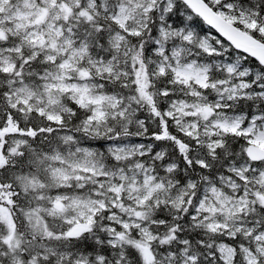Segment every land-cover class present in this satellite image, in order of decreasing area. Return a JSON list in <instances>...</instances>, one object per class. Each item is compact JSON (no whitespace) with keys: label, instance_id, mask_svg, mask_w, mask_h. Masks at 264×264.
Wrapping results in <instances>:
<instances>
[{"label":"trees","instance_id":"obj_1","mask_svg":"<svg viewBox=\"0 0 264 264\" xmlns=\"http://www.w3.org/2000/svg\"><path fill=\"white\" fill-rule=\"evenodd\" d=\"M86 1L80 0V5L65 20L60 18L59 24L81 40L89 59L111 62L110 72L88 71L87 80L95 84L98 93L120 102L114 111L106 108L103 119L96 124H88L91 108L76 105L67 94L58 96L63 110L59 111L57 122L39 113L36 107L12 106L7 98L10 86L25 84L36 92L38 74L45 73L51 63L42 60L40 51L33 52V46L19 36L0 30V48H19L6 51L14 64L12 70H0V264H82V260L98 264L97 258L104 264H181L183 252L192 258L186 264H221L217 250L220 245L231 248L232 264H247L244 253L253 251L256 244L252 235L240 230L230 235L208 230L200 217L194 216V206L205 183L222 187L219 180L231 176L232 169L254 166L258 168L255 173L264 171V162L247 159L244 150L250 142L245 134L185 136L165 113L173 101L189 102L193 91L212 102L222 96L220 110L241 115L243 125L253 116H258L257 122H264V98L260 95L264 91V68L212 33L180 0H172L166 11L161 7L162 13L150 11L137 33H124L111 19L120 0H103L105 9L96 6L95 11L84 7ZM203 1L218 14H230L229 22L264 43V30L260 29L264 0ZM226 4L253 11L256 24L248 28L243 11L233 7L236 16H232ZM159 24L170 30H192L188 40L174 37L170 44L179 47L186 60L208 66L207 86H185L175 80L169 69L158 70L153 43ZM117 33L122 38L113 46L112 35ZM208 34L212 36L213 48L205 53L199 45ZM225 63L236 64L239 80L246 86L242 95H223V89L234 79L227 73ZM16 139L22 142H14ZM136 139L149 145L148 153L113 158L111 143ZM83 149L110 171L150 168L163 199L150 197L132 206L143 217L149 239L138 236L133 227L123 231L111 221L109 214L113 212L124 215L118 206L100 209L89 230L73 236L66 234L69 225L65 221L44 212L52 207L56 196H93L97 177L89 173L78 171L66 184L55 183L51 177V167L57 164L51 156L70 160ZM235 218L238 225L264 230V202L254 199ZM117 233L119 243L111 244ZM41 244L56 247L62 253L41 256L37 253ZM253 264L264 263L258 259Z\"/></svg>","mask_w":264,"mask_h":264},{"label":"rangeland","instance_id":"obj_2","mask_svg":"<svg viewBox=\"0 0 264 264\" xmlns=\"http://www.w3.org/2000/svg\"><path fill=\"white\" fill-rule=\"evenodd\" d=\"M79 1L18 0L11 4V0H0V30L9 35L19 36L21 41L33 46V52L40 51L42 60L51 63V67L45 73L38 74L39 82L36 92L25 84L10 86L11 92L7 94V98L12 106L18 105L25 109L36 107L39 113L57 122L60 119L59 111L63 110L58 96L67 94L76 105L91 108L88 124H96L103 119L106 108L114 111L120 103L116 98L98 93L95 84L87 80L88 71L110 72L111 62L89 59L81 40H76L69 28L63 29L59 24L60 18L65 20V16L80 5ZM171 5L172 0H120L111 14V19L124 33H137L138 29L143 27L144 20L149 16L150 11L157 13L160 10L161 12V7L162 11H166ZM96 6L105 9L103 0H87L84 3V7L88 10L95 11ZM225 7L232 16H236L233 7L241 9L242 15L247 18L244 22L248 28L256 24L253 11L235 4H226ZM222 17L227 19L231 18V15L222 13ZM260 29L264 30V16L261 17ZM191 34L192 30L189 27L170 30L166 25L159 24L153 43L154 52L158 55L157 68L160 72L163 69H169L175 80L185 86L195 85L204 88L208 84V66L194 59L186 60L182 50L170 44L174 37L178 41H186ZM209 35L211 34L203 38L199 45L205 53H210L213 48L210 42L212 36ZM121 38V34H113V46ZM7 50L19 51V48L17 46L0 48L2 72H10L14 67L13 62L8 58ZM225 65L227 73L232 74L234 79L223 89V95L225 98L242 95L246 86L239 80L236 64L225 63ZM190 95L192 99L189 102L176 100L169 103L165 113L171 124L179 127L185 136L196 137L198 133L206 136L225 132L242 133L248 136L250 143L264 148V122H257L258 116H253L243 125L241 115H231L220 110L222 96L212 102L197 92L191 91ZM260 95L264 98V91ZM14 142L22 141L16 139ZM207 144L211 149V142ZM109 149L114 159H122L134 153L137 155L148 153L149 145L139 139L125 140L111 143ZM51 157L57 162L51 167V177L55 183L66 184L68 179L78 171L97 177V188L92 197L81 199L56 196L52 207L44 210L47 215L60 217L69 225L66 232L68 236L74 227H83L82 233L87 232L94 215L100 209H112L118 206L117 210L123 211L124 215L115 212L109 214L113 223L120 225L123 231L129 230L130 227L135 228L136 234L145 240L151 237L142 224L143 217L132 207L150 197L163 199L159 186L155 183V175L151 173L150 168L137 166L134 171H110L98 164L93 154L85 149L80 150L79 156L70 160L58 159L57 156ZM199 163L202 164V162ZM257 169L248 165L232 169L231 176L219 180L222 187L205 183L198 203L194 206V216H199L208 230L224 232L227 235L240 230L252 235L256 244L253 251L244 253L247 264H253L258 259L264 263V230L259 231L246 225L236 224L235 221L238 218H235V215L245 212L254 199L264 202V171L253 173ZM253 185L254 187L251 188ZM121 199L126 202L122 203ZM110 227L113 228V226ZM118 235V233L113 235L111 244L119 243ZM217 250L221 264H232L233 253L230 247L220 245ZM37 253L44 256L48 253L59 255L62 252L57 251L56 247L41 244ZM180 257L181 264H186V261L192 259L184 252ZM96 262L104 264L101 258H97ZM81 263L93 264L87 260H82Z\"/></svg>","mask_w":264,"mask_h":264},{"label":"water","instance_id":"obj_3","mask_svg":"<svg viewBox=\"0 0 264 264\" xmlns=\"http://www.w3.org/2000/svg\"><path fill=\"white\" fill-rule=\"evenodd\" d=\"M192 14L199 17L204 25L217 37L226 42L235 51L254 59L264 68V43L237 28L222 15L213 11L203 0H180ZM244 154L251 162H264V148L249 143ZM83 231V227H74L70 235Z\"/></svg>","mask_w":264,"mask_h":264},{"label":"bare ground","instance_id":"obj_4","mask_svg":"<svg viewBox=\"0 0 264 264\" xmlns=\"http://www.w3.org/2000/svg\"><path fill=\"white\" fill-rule=\"evenodd\" d=\"M201 45V44H200ZM167 47V46H166ZM119 63V62H118ZM253 163V162H252ZM231 174V173H230ZM235 263V262H234Z\"/></svg>","mask_w":264,"mask_h":264}]
</instances>
